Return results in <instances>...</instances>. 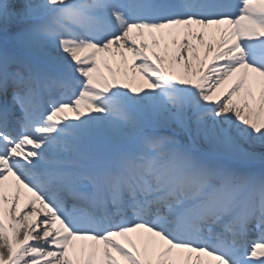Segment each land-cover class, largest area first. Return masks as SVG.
Wrapping results in <instances>:
<instances>
[{
  "label": "snow or ice",
  "instance_id": "snow-or-ice-1",
  "mask_svg": "<svg viewBox=\"0 0 264 264\" xmlns=\"http://www.w3.org/2000/svg\"><path fill=\"white\" fill-rule=\"evenodd\" d=\"M0 264H264V0H0Z\"/></svg>",
  "mask_w": 264,
  "mask_h": 264
},
{
  "label": "bare ground",
  "instance_id": "bare-ground-1",
  "mask_svg": "<svg viewBox=\"0 0 264 264\" xmlns=\"http://www.w3.org/2000/svg\"><path fill=\"white\" fill-rule=\"evenodd\" d=\"M25 198V193H21V200L23 202V199Z\"/></svg>",
  "mask_w": 264,
  "mask_h": 264
}]
</instances>
